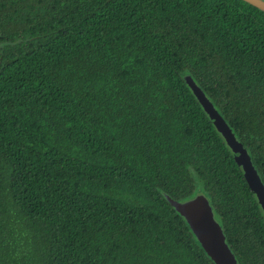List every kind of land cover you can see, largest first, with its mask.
Instances as JSON below:
<instances>
[{
    "label": "trees",
    "instance_id": "trees-1",
    "mask_svg": "<svg viewBox=\"0 0 264 264\" xmlns=\"http://www.w3.org/2000/svg\"><path fill=\"white\" fill-rule=\"evenodd\" d=\"M264 185V11L243 0H0V264H215L169 204L208 198L237 264L264 221L188 90Z\"/></svg>",
    "mask_w": 264,
    "mask_h": 264
},
{
    "label": "water",
    "instance_id": "water-1",
    "mask_svg": "<svg viewBox=\"0 0 264 264\" xmlns=\"http://www.w3.org/2000/svg\"><path fill=\"white\" fill-rule=\"evenodd\" d=\"M243 1L264 11V0ZM184 82L213 125L225 148L234 159L239 171L242 173L250 188L251 194L264 221V185L252 164L247 148L236 138L233 131L228 127L225 120L211 104L197 83L189 75L184 77ZM164 198L188 222L190 228L201 243L202 248L215 264H237L226 244L219 221L215 217L207 197L197 195L193 199L182 201H175L167 195H164Z\"/></svg>",
    "mask_w": 264,
    "mask_h": 264
}]
</instances>
